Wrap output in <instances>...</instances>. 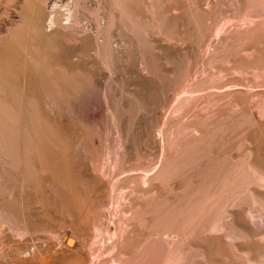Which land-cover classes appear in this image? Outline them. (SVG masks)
I'll return each instance as SVG.
<instances>
[{"label":"rangeland","instance_id":"rangeland-1","mask_svg":"<svg viewBox=\"0 0 264 264\" xmlns=\"http://www.w3.org/2000/svg\"><path fill=\"white\" fill-rule=\"evenodd\" d=\"M101 1L100 7L96 0L79 8L94 32L85 31L78 43L67 38L65 53L84 48L85 66L73 72L66 65L74 59L59 63L66 87L81 85L80 97H58V114L43 103L35 136L114 145L120 158L128 148L135 161L148 164L135 180L140 187H159L165 198L158 224L145 230L151 238L138 242L127 264H228L229 258L206 251L219 243L236 262L246 254L233 253L235 244L252 247V255L261 252L258 236L245 242L220 235L235 214L253 232L264 230V221L257 220L264 211V174L252 173L254 167L264 173V0ZM46 7V0H0V84L15 63L27 56L32 62L26 55L35 48L32 24ZM109 14L113 49L100 47L95 34ZM135 197L122 196L125 211L127 199L135 204ZM150 197L155 209L159 202ZM118 217L119 232L112 225L107 238L116 249L123 229L130 230L128 219ZM156 227L166 237L162 242L149 232ZM100 243L94 262L107 257L100 256Z\"/></svg>","mask_w":264,"mask_h":264},{"label":"bare ground","instance_id":"bare-ground-1","mask_svg":"<svg viewBox=\"0 0 264 264\" xmlns=\"http://www.w3.org/2000/svg\"><path fill=\"white\" fill-rule=\"evenodd\" d=\"M95 2L96 0H46V9L37 16L36 23L32 24V31L35 32L32 42L35 48L33 46V51L26 53L34 60L29 62L28 56L17 60L18 63L13 65V69L2 75L4 84H0V264H127L132 250L146 235L147 226L150 227L153 221L157 225L161 217L158 208L161 205L160 200L165 197H162L159 187L144 188L137 184L136 172L147 169L148 164L142 160L135 161L128 148H124L125 154L122 153L124 156L120 158L114 145L96 147L87 144L85 140L68 142V139L60 138L58 134L56 136L59 139H55L56 143H53L49 139L35 136L36 124H39V118L43 116L39 111L43 103L58 114V97H80L81 85L68 89L62 74L60 75V68L63 66L60 67L62 64L59 66V63L66 62L69 58L74 59L66 65L73 72L85 66L82 64L86 61L83 57L86 52L84 48L75 47L70 55L66 54L65 50L70 46L67 38L72 37L78 43L86 38L85 31L94 32L95 28L85 23L78 13L82 4L92 7ZM101 3V0H97L95 7H100ZM103 3L107 4L106 1ZM49 7L51 14H47ZM114 24V18L109 14L96 25L95 34L100 47L108 45L113 49ZM102 29H105V32ZM56 48H60L61 52ZM250 167L248 166L249 170ZM254 168L252 173L263 176L261 170ZM256 177L254 179H257ZM122 196L130 199L137 196L134 198H138L137 203L127 199L130 208L125 211L121 202ZM149 197L159 202L154 206L155 209L149 208ZM259 197H255L256 202L260 201ZM118 215L128 219L124 221L129 223L130 226H127L130 230L123 229L120 234L122 245L116 249L113 244L114 251L108 247L107 243L111 240L107 238L111 237L109 233L111 234L112 225L116 227L115 232H119ZM238 215L235 214L233 219L230 216L233 221L228 227L225 226V230L220 229L224 230L220 238L243 239L248 242L258 236L263 248H259L261 252L252 255L249 252L252 247L235 244L233 253L241 255L240 257L246 254V259L236 262L229 257L232 255L225 251L222 243L212 247V251L209 250L211 247L206 251L229 258L228 264H264V230L253 232L245 222L236 219ZM257 220L264 221V211ZM160 227H156L155 232L152 228L149 231L156 234L153 235L156 242H160L164 236L161 235ZM173 234L175 236V233ZM101 238L105 239L101 242L104 249L100 250V256L106 254L107 257L99 260L100 262H94L92 257L98 253L97 247L100 246L98 244ZM212 243L214 245L215 242ZM202 252V256L206 257V252Z\"/></svg>","mask_w":264,"mask_h":264}]
</instances>
